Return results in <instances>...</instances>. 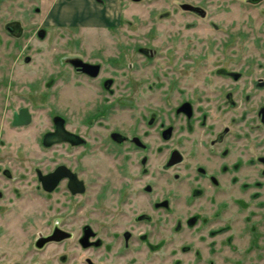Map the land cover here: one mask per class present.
Here are the masks:
<instances>
[{"label": "flooded vegetation", "instance_id": "1", "mask_svg": "<svg viewBox=\"0 0 264 264\" xmlns=\"http://www.w3.org/2000/svg\"><path fill=\"white\" fill-rule=\"evenodd\" d=\"M93 1L100 11L115 10L111 0ZM208 1L222 5L167 3L188 18L183 32L147 35L150 25L107 53L104 37L91 36L87 55L60 41L50 54L28 44L49 39L62 13L72 14L69 27L79 23V11L89 20V0H0V112L7 107L0 138L13 142L17 128L25 136L11 159L0 158V264H103L102 251L126 264L141 248L146 259L157 251L158 227L172 220L182 186L191 203L207 189L215 198L231 188L236 209L248 210L244 220L254 205L264 206V52H237L231 22L210 17L199 28L214 5ZM162 39L165 54L173 39L192 47L154 67L150 61L165 56L158 54ZM75 115L78 126L70 124ZM92 219L101 220L102 232ZM198 219L191 214L184 222L193 227Z\"/></svg>", "mask_w": 264, "mask_h": 264}, {"label": "rangeland", "instance_id": "2", "mask_svg": "<svg viewBox=\"0 0 264 264\" xmlns=\"http://www.w3.org/2000/svg\"><path fill=\"white\" fill-rule=\"evenodd\" d=\"M77 1L80 3V0ZM89 1V20H86L88 19V16H86L87 11L86 13L85 11L84 13L83 11H79L77 12L79 14V23L69 27L70 24H68V21L72 14L66 16V13H62L60 19L63 23L61 26H51L52 28L48 30L47 34L50 36L49 39L39 43L28 44V46L37 48V51L43 54H50L56 51L55 47L58 48L59 44L55 42L60 41L62 49L82 52L84 54L87 53V55H89V37L98 36L104 37L106 46L104 51L106 53L113 52L123 47L126 42H130V38L128 37L144 35L142 32L150 25H153V28L151 29V33L147 35L153 36L157 31L158 37H164L166 35L165 31L170 29L183 32L184 29L182 25L188 19L186 16L182 17L180 15L181 13H178V11L176 12V10H169L167 3H173L175 0H142L138 2L134 0H108L112 3V8L115 7L114 11H100V4H96L93 0ZM95 1L99 2L97 0ZM209 2L210 1L206 4ZM215 2L216 1L210 2L214 5L208 7V16L199 20V28L202 27L204 23L207 24L210 17L212 20L220 21L221 24L231 22V26L234 28L230 33L236 36L237 52L242 54H246L247 52L262 54L264 52V1L256 5H249L243 0H221V7H215L218 3L215 4ZM4 3H6V1H4ZM147 3H151L152 5L155 4L156 6H147ZM151 7H153V10H151ZM47 12L48 11L45 10L40 12L38 14V19L40 16L39 20H42L47 15ZM103 21L109 22V27L106 28ZM87 24L92 27H89ZM201 32L202 35H204V31ZM189 33V35H191V32ZM56 36H60V38ZM54 37L57 39L54 40ZM162 40L163 43L158 44V54L165 56L164 58L154 57V59L150 61L155 62L154 67H162V64L167 62L174 63L180 60L178 56L173 58V56L176 55L175 53L180 55L182 52L192 47L186 40L173 39V47L169 48V53L165 54V52L161 50H164L169 44L164 39ZM17 46L20 49L21 46L23 47V44H17ZM2 47L3 45L0 44V50ZM173 48H177L178 50L173 52L175 51H172ZM128 50L130 51V49ZM14 51L18 52L19 50L14 49ZM167 55H170L169 59ZM241 57L242 55L238 56L237 67H239L240 63L243 61L240 60ZM254 58H256V56L253 57V60L251 59L252 62H256ZM228 59L227 57V62L232 61ZM126 61L131 62L133 59H128ZM262 61V59L257 60V62L261 64ZM125 66L124 64V67ZM142 71L144 72V70ZM15 97L16 95L13 96L15 99L14 105L17 106L20 101ZM36 102V98L35 100L33 99L31 103L33 109L38 106L35 105L37 104ZM49 108L51 107H46L45 110H49ZM1 110L0 116L3 117V113L4 111L6 112L7 107H2ZM77 116L78 115H75L70 118V124L72 126L79 125V123H77ZM1 124L6 129L5 123ZM85 126L88 127L85 134L89 137V126ZM32 127L29 128L28 133L34 131ZM81 129L83 130L84 126H82ZM23 131L24 129L17 128L14 132H11L13 142H9L8 135L1 136V159L6 162L7 159H11V153L13 152L10 150L12 147L15 148L18 143H21V137H25L23 136ZM27 139L30 140V136H28ZM21 146H23V144H21ZM230 190L231 188H222V192L214 198L215 190L213 192L212 189H207L203 196L194 198L191 203L185 196V188L182 186L180 198L175 199L173 203L172 220L166 219V221H160L164 231L160 230L161 228L158 227L157 240H160V242L157 251L147 253L145 259L146 250L141 248L139 257L134 258L133 261L126 260V264H264V206L254 205V215L250 218L252 221L249 218L244 220L245 212L248 210H241L242 208L239 210L236 209V206L230 198L232 195ZM261 198L263 199L264 197L262 196ZM191 214L199 216L196 225L193 227L187 226L184 222L186 216ZM87 222L89 223V221ZM91 222L96 229L100 231L103 230V224L100 219H92ZM249 223L254 225V230L249 227ZM218 228H222V230H218L217 233H211V235H209V230H216ZM163 238L165 239L164 243L162 240ZM162 243L164 245H161ZM167 244L169 245L167 246ZM94 250L100 251L96 248ZM101 253L103 254L98 255L100 263L124 264L120 259L109 258L103 251ZM85 255L89 254L85 253L84 256ZM105 257H107V259Z\"/></svg>", "mask_w": 264, "mask_h": 264}, {"label": "water", "instance_id": "3", "mask_svg": "<svg viewBox=\"0 0 264 264\" xmlns=\"http://www.w3.org/2000/svg\"><path fill=\"white\" fill-rule=\"evenodd\" d=\"M26 122H28V121H26Z\"/></svg>", "mask_w": 264, "mask_h": 264}]
</instances>
